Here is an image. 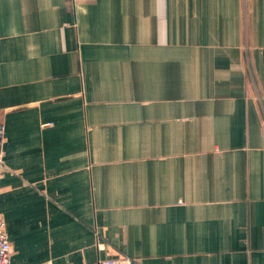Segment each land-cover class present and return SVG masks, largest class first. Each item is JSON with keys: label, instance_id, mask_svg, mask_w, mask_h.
<instances>
[{"label": "crops", "instance_id": "1", "mask_svg": "<svg viewBox=\"0 0 264 264\" xmlns=\"http://www.w3.org/2000/svg\"><path fill=\"white\" fill-rule=\"evenodd\" d=\"M11 264H264V0H0Z\"/></svg>", "mask_w": 264, "mask_h": 264}, {"label": "built area", "instance_id": "2", "mask_svg": "<svg viewBox=\"0 0 264 264\" xmlns=\"http://www.w3.org/2000/svg\"><path fill=\"white\" fill-rule=\"evenodd\" d=\"M4 141V125L0 121V182L2 178V173L5 169L3 155H2V147ZM0 194H1V186H0ZM10 243L8 240L7 232L5 229V222L0 215V264H11L10 261ZM105 264H132V260L127 257L121 258H113L105 261Z\"/></svg>", "mask_w": 264, "mask_h": 264}]
</instances>
